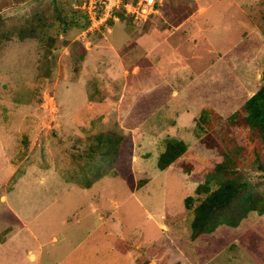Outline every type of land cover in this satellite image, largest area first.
Returning a JSON list of instances; mask_svg holds the SVG:
<instances>
[{
    "label": "rangeland",
    "instance_id": "374dc122",
    "mask_svg": "<svg viewBox=\"0 0 264 264\" xmlns=\"http://www.w3.org/2000/svg\"><path fill=\"white\" fill-rule=\"evenodd\" d=\"M82 2L0 0V29L17 32L0 43V264H264V214L191 239L184 206L224 157L197 122L201 110L226 122L264 82V0H165L183 7L171 21L113 9L107 30L72 22L83 21ZM198 6L202 32L186 42L192 64L180 71L169 57L184 36L169 45L162 36ZM232 88L244 96L228 108ZM230 129L237 172L264 197L248 131ZM110 131L130 140V174L83 187L68 152ZM164 134L187 147L160 170Z\"/></svg>",
    "mask_w": 264,
    "mask_h": 264
},
{
    "label": "trees",
    "instance_id": "16d2710c",
    "mask_svg": "<svg viewBox=\"0 0 264 264\" xmlns=\"http://www.w3.org/2000/svg\"><path fill=\"white\" fill-rule=\"evenodd\" d=\"M165 1V0H164ZM164 5V3H163ZM162 5V6H163ZM82 12V11H81ZM132 18L125 13H118ZM1 20V19H0ZM79 29L88 26V19L83 15V21H72ZM113 25L110 17L101 26L107 30ZM13 31L0 29V43L16 34ZM21 38L30 37L18 32ZM197 122L200 127L219 137L222 154L221 162L215 163L205 180L199 183L194 195L184 198V206L191 210L190 238L195 239L202 234L215 231L220 225L236 227L247 217L249 212L255 211L264 214V197L255 190V187L237 172L241 166L239 155L230 136V127L247 129V135L254 144V155L257 165L255 170L264 172V82L249 96L243 104L242 111H234L228 115L226 122H221V116L212 108L201 110ZM215 122L218 126H215ZM165 148L158 155L157 168L166 169L181 156L187 144L180 136L164 134ZM78 143L79 138L76 139ZM207 148H215L214 141L202 138ZM127 137L114 132H98L86 137L82 147H71L68 152L73 164V175L83 187H90L93 182L105 175L118 176L126 179L131 171V145ZM75 182V181H73ZM196 203L194 207L192 205Z\"/></svg>",
    "mask_w": 264,
    "mask_h": 264
},
{
    "label": "crops",
    "instance_id": "0c3cea01",
    "mask_svg": "<svg viewBox=\"0 0 264 264\" xmlns=\"http://www.w3.org/2000/svg\"><path fill=\"white\" fill-rule=\"evenodd\" d=\"M167 4V3H166ZM177 8H183L182 7V4H178V5H174V4H171V5H168V6H165L163 5L161 7V15L162 17L164 18H167L169 21H171V18L174 17L173 16V13H176L177 12ZM206 11V7L204 6H198L196 8V10H193V12L191 14H189V16H187L185 19H182L181 21H177L174 25L171 24V29L169 31V33L166 35V36H162V41L161 42H164V43H167L169 45V37L172 35V34H175L176 32H180V34H182L184 36V40L180 43L181 45H179L178 47L179 48V51L177 52H174V58L171 56L169 57L170 60H171V63H178L180 66H179V70H185L186 68H188V66L190 65L191 66V62H190V59L186 56L188 55L190 52L188 51V48L189 47H186L185 44L186 42L189 41V38L192 39V42L195 44L197 43V39L196 37H199V34H201L202 32V28H200L194 18L196 15H199V14H203L204 12ZM185 42V43H184ZM237 45V44H236ZM195 46V45H194ZM183 47V48H182ZM185 50V54H184V50ZM190 49V48H189ZM187 50V52H186ZM211 52V51H210ZM223 52H219L218 55H221ZM180 58V59H179ZM198 58V57H197ZM177 68H171V70H168L169 73H170V77L172 79H175L177 76H178V71H179ZM179 77V76H178ZM248 90V89H247ZM173 92H175V90H173ZM225 92H230L231 95H232V98L230 101L228 102H224L225 104L228 105V108L233 106V104H235V101L237 100V98L239 96H244V95H241V94H236L234 89H230L229 91H225ZM224 93V92H223ZM247 93V92H246ZM229 95V94H228ZM230 96V95H229ZM249 97V96H248ZM240 106V105H239ZM238 106V107H239ZM237 107V108H238ZM234 109L232 110L231 113H233L234 111L237 110ZM231 110V109H229ZM216 111V110H215ZM218 112V111H216ZM220 114V113H219Z\"/></svg>",
    "mask_w": 264,
    "mask_h": 264
},
{
    "label": "built area",
    "instance_id": "2783aa9c",
    "mask_svg": "<svg viewBox=\"0 0 264 264\" xmlns=\"http://www.w3.org/2000/svg\"><path fill=\"white\" fill-rule=\"evenodd\" d=\"M163 3L164 0H83L80 8L92 26L106 22L113 9H120L134 19L146 20L157 15Z\"/></svg>",
    "mask_w": 264,
    "mask_h": 264
}]
</instances>
